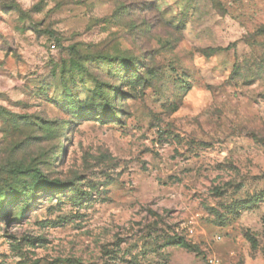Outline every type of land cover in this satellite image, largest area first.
<instances>
[{"label":"rangeland","instance_id":"rangeland-1","mask_svg":"<svg viewBox=\"0 0 264 264\" xmlns=\"http://www.w3.org/2000/svg\"><path fill=\"white\" fill-rule=\"evenodd\" d=\"M0 264H264V0H0Z\"/></svg>","mask_w":264,"mask_h":264},{"label":"clouds","instance_id":"clouds-1","mask_svg":"<svg viewBox=\"0 0 264 264\" xmlns=\"http://www.w3.org/2000/svg\"><path fill=\"white\" fill-rule=\"evenodd\" d=\"M195 113H193V115H194Z\"/></svg>","mask_w":264,"mask_h":264}]
</instances>
